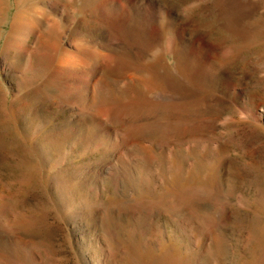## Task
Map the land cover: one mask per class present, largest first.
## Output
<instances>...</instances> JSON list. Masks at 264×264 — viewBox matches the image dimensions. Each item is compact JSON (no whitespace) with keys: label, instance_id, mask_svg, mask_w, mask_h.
I'll use <instances>...</instances> for the list:
<instances>
[{"label":"rangeland","instance_id":"rangeland-1","mask_svg":"<svg viewBox=\"0 0 264 264\" xmlns=\"http://www.w3.org/2000/svg\"><path fill=\"white\" fill-rule=\"evenodd\" d=\"M0 264H264V0H0Z\"/></svg>","mask_w":264,"mask_h":264}]
</instances>
